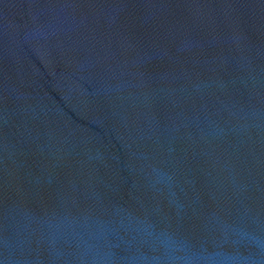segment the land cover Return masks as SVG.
Masks as SVG:
<instances>
[{"label":"water","instance_id":"95a60500","mask_svg":"<svg viewBox=\"0 0 264 264\" xmlns=\"http://www.w3.org/2000/svg\"><path fill=\"white\" fill-rule=\"evenodd\" d=\"M0 264H264V0H0Z\"/></svg>","mask_w":264,"mask_h":264}]
</instances>
